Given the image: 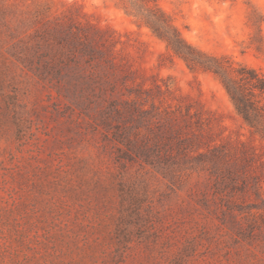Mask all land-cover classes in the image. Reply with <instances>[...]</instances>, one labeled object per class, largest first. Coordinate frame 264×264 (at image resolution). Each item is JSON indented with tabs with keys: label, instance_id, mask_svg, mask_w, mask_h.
Masks as SVG:
<instances>
[{
	"label": "rangeland",
	"instance_id": "1",
	"mask_svg": "<svg viewBox=\"0 0 264 264\" xmlns=\"http://www.w3.org/2000/svg\"><path fill=\"white\" fill-rule=\"evenodd\" d=\"M157 3L189 43L264 75V0ZM129 5L0 0V264H264V138L214 72L191 69ZM57 24L103 31L117 89L130 74L146 90L139 107L202 112L226 145L227 182L114 162L90 117L100 108H70L22 60Z\"/></svg>",
	"mask_w": 264,
	"mask_h": 264
},
{
	"label": "trees",
	"instance_id": "2",
	"mask_svg": "<svg viewBox=\"0 0 264 264\" xmlns=\"http://www.w3.org/2000/svg\"><path fill=\"white\" fill-rule=\"evenodd\" d=\"M128 1L127 13L148 25L191 69L216 74L239 115L253 133L264 138V75L245 65L235 68L225 57L210 56L189 43L157 0ZM71 25L49 28L22 60L41 80L59 92L66 90L73 100L70 108H100L90 117L94 129L101 133L102 147L114 162L121 168L133 163L150 166L165 176L208 170L217 183H226L231 171L226 145L211 143L212 134L205 129L202 112L156 108L154 102L152 108L139 107L146 90L130 85V74L122 75L123 88L117 89L116 74L111 73L117 65L113 43L96 26L76 25L73 29Z\"/></svg>",
	"mask_w": 264,
	"mask_h": 264
}]
</instances>
